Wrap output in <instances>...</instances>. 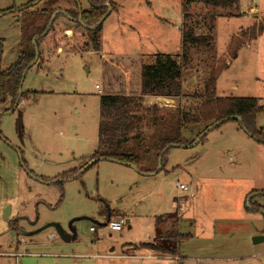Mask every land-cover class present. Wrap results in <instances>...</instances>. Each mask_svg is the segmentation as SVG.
<instances>
[{"label": "rangeland", "instance_id": "obj_1", "mask_svg": "<svg viewBox=\"0 0 264 264\" xmlns=\"http://www.w3.org/2000/svg\"><path fill=\"white\" fill-rule=\"evenodd\" d=\"M28 1L0 0L4 67L28 45L29 32L22 12L2 11ZM115 2L117 9L103 23L98 48L76 22L60 16L49 23L45 34L56 25L66 39L52 51L40 40L41 59L23 82L24 91L38 93L21 99L14 112H9L10 100L0 99V264L76 260L85 264H264V241H253L263 234L264 214L245 209L252 195L248 194L264 189V142L251 137L236 120L209 131L201 144L171 147L164 157L165 169L154 176H143L139 169L117 161L100 160L77 177L60 178L89 162L96 149L104 91L140 95L143 63L152 62L157 53L183 60L186 21L205 33L211 17H216L212 47L193 48L183 66V94L195 103L218 59L229 57L232 36L254 23L249 17L252 9L264 12V0H240L232 9L200 3L190 7L188 17H184L183 0ZM80 3L89 6L88 0ZM244 41L221 74L216 93L264 100V31L257 38L247 35ZM154 103L165 115L178 106L169 101ZM256 124L264 127V113L257 116ZM183 135L191 140L195 134L188 130ZM180 184L189 190H180ZM254 200L264 205V196ZM107 208L113 218H124L123 230L107 227V217L101 213ZM159 217L178 218L180 232L191 234L179 241L178 260L126 257L134 252L148 255L138 250L140 244L152 241L170 225ZM95 239L100 242L98 249L93 247ZM129 245L134 248L124 254ZM109 246L115 247L112 256H86L103 249L109 252ZM16 251L39 256L17 257Z\"/></svg>", "mask_w": 264, "mask_h": 264}, {"label": "trees", "instance_id": "obj_2", "mask_svg": "<svg viewBox=\"0 0 264 264\" xmlns=\"http://www.w3.org/2000/svg\"><path fill=\"white\" fill-rule=\"evenodd\" d=\"M239 1L183 0L184 17H188L190 7L196 4L203 3L208 6L232 9L239 4ZM88 3L89 6L83 8L80 0H29L20 7L13 6L2 11V14L22 12L25 15L24 20L29 32L26 34L28 45L8 67L3 66L5 39L0 37V99L3 101L10 100V109L15 106L18 99L21 100L29 94L38 93L37 91H24L22 83L24 72L36 57L33 38L38 36L36 39L38 48H40V40H44L45 47L50 51L57 50L59 46L65 43L66 36L56 25L50 26L48 32L42 35L49 23H54L58 17L64 16L68 20L76 22L79 27H84V34H88L95 47H99L100 32L104 22L94 30L90 27L97 26L106 15L109 7L114 11L117 9V5L115 0H88ZM54 14L55 18L52 20ZM80 20L86 26H83ZM215 20V16L211 17L205 33L198 32V25L192 26L188 21L183 24L181 54L183 60L180 61L179 58L168 53H157L152 62L143 63L140 72V95L110 92L101 95L98 145L92 153V163L83 171L103 160L102 157H112L135 164L142 172L151 173L157 168L159 155L166 146L171 143L192 144L214 123L221 120H224L223 123L236 120L232 118L225 120L231 116H240L241 124L246 128L247 133L256 140L264 142V127H258L256 124L257 116L264 113V104H261L258 98L217 96L218 80L228 66L226 57H220L217 64L211 69L203 93L195 95V98H199L198 101L194 103L189 101L191 100L190 97L186 95L184 97L182 85L184 63L189 60L193 48L212 47L215 42L213 35ZM263 23L254 24L249 29L242 30L238 35H233L228 44L229 55L236 58L241 46L247 43L244 41L246 36L250 35L252 38H256L264 30ZM41 56L42 53L39 52V59ZM148 96L170 99L184 98L185 100L178 104L175 111L165 115L162 113V107L159 104L146 105ZM147 126H149L148 129H146ZM188 130L195 134L191 140L183 135V132ZM206 137L207 135L202 137L198 144L203 143ZM169 149L164 153L161 171L165 169L164 157ZM20 152L22 154V151ZM21 161L27 167L23 157ZM81 170L68 171L60 178L73 177ZM42 179L46 180L45 178ZM250 194H252L249 200L250 207L245 206V209L247 211H261L264 214V205H260L254 200L257 196H264V189L252 190L248 196ZM101 213L107 217V220L109 217L110 219L113 217L110 208L103 209ZM159 218L167 223L170 222V225L168 224L167 229L162 234L157 233L152 241L141 243L138 250H147L161 257L179 256V241L191 237V234L180 232L178 218ZM262 233L264 234V231Z\"/></svg>", "mask_w": 264, "mask_h": 264}, {"label": "crops", "instance_id": "obj_3", "mask_svg": "<svg viewBox=\"0 0 264 264\" xmlns=\"http://www.w3.org/2000/svg\"><path fill=\"white\" fill-rule=\"evenodd\" d=\"M253 12H256L257 13V15H253ZM263 15V16H262ZM250 18H252V19H255V21H254V23L253 24H250L249 26H247L246 28H243L242 30H247V29H249L252 25H254V24H258L259 22L261 23V20L263 21L264 20V12L263 13H260V12H258V10L257 9H255V8H253L252 9V13H251V15L249 16ZM264 31V30H263ZM241 32V31H240ZM240 32H238L237 34H235V35H238ZM260 34H258L257 36H256V38L259 36ZM247 37V36H246ZM228 58L226 57V63L229 65V62L231 61V56L228 54ZM223 57V56H222ZM96 87H97V85H96ZM98 89H101V88H98ZM104 93H106L105 91H104ZM217 96H223V95H217ZM226 96V95H225ZM230 96H234V95H230ZM255 97V96H254ZM256 98H258L259 99V101H260V103L261 104H264V100L262 99V98H260V97H256ZM149 99V101L150 102H158V103H162V102H164V101H169L170 103H173V104H175V105H178L181 101H177L176 99H170V98H163V97H150V96H148L147 98H146V100H148ZM24 100V99H23ZM183 101V100H182ZM23 102V101H22ZM21 101H20V103H19V105L22 103ZM18 105V106H19ZM97 145H98V143H97ZM96 145V146H97ZM91 157H92V155H91ZM91 157H90V160H89V162H87V163H85V165L84 166H80V167H76V168H74V169H82V170H84L85 168H87L88 167V165L93 161V160H91ZM158 174V173H157ZM142 175L143 176H154V175H156V174H154V175H152V174H147V173H145V172H142ZM175 205H176V202H175ZM129 222H130V220H129ZM112 231V230H111ZM96 232V231H95ZM115 232H119V231H115ZM156 233V232H155ZM51 237H53V234H51ZM57 238V237H56ZM72 241V240H71ZM70 241V242H71ZM95 241H97L96 239L93 241V247L94 248H96V249H98V248H100L101 246H100V243H99V246H95ZM35 244V243H34ZM136 246V245H135ZM134 248V246L133 245H129L128 247H126V249L124 250V254L126 253V250H128V248ZM28 248V247H27ZM103 251L104 252H97V253H93V254H88V255H86L87 257H92V258H94V259H96V258H102V257H107V256H112L113 255V252L115 251V247H110L109 246V252L110 253H112L111 255H108V254H110L109 252H107L106 251V249L104 250L103 249ZM141 251L142 252H148V255H145V254H140L141 252H132L133 254L132 255H129V254H127L126 253V257H132V258H137V259H143V257H146V256H149V255H152V258H150V259H153V258H155V259H157L158 257H161V256H156V255H154L152 252H150V251H147V250H142L141 249ZM34 253V255H37V256H39V254H37L36 252H21V251H16L14 254L17 256V257H19V256H21L22 254L23 255H25V254H33ZM47 254H49V256H52V257H54V256H56V255H58V254H52V253H47ZM42 255V254H41ZM44 255H46V254H44ZM43 255V256H44ZM98 255V256H97ZM77 256L78 257H84L83 256V254H77ZM65 258V257H64ZM165 258H168V256L167 257H165ZM169 258H175L176 260H178V257H169ZM87 261H72V264H85ZM89 262V261H88Z\"/></svg>", "mask_w": 264, "mask_h": 264}, {"label": "water", "instance_id": "obj_4", "mask_svg": "<svg viewBox=\"0 0 264 264\" xmlns=\"http://www.w3.org/2000/svg\"><path fill=\"white\" fill-rule=\"evenodd\" d=\"M111 12H112V8L109 7V9H108L106 15H105V16L99 21L98 25H97V26H94V27H90V29H93V30L96 29L100 24H102V23L104 22V20L106 19V17H107ZM54 18H55V14L52 16V20H53ZM80 23H82L83 26H86V25L83 23L82 20H80ZM45 32H46V31H45ZM45 32H44L42 35H44ZM37 37H38V36H35V37L33 38V43H34V45H35L36 57H35V59L32 61V63L27 67L26 71L24 72V74H23V82H24L25 77H26V75H27V71L30 69L31 66L35 65L36 62H37L38 59H39V48H38V46H37V44H36V39H37ZM23 82H22V83H23ZM19 103H20V99H18V101L16 102L15 106H14V107L12 108V110L9 111V112H14V111L17 109ZM230 118H232V119H236V120H238L240 123H242V119H241L240 116H231V117H227L225 120H229ZM223 122H224V120H221V121H218V122L214 123V124L211 125L210 127H208V129L205 130V131L200 135V137L197 138L196 141H195L194 143H192V144H186V145H183V144H180V143H171V144H169L168 146H166V147L161 151V153H160V155H159L157 168H156L153 172H151V173H147V174H152V175H154V174H157V173H159V172L161 171V169H162L163 156H164V153H165V151H166L167 149H169V148H171V147H174V146H183V147H185V148L196 146V145H198V143L200 142V140H201L202 137H204L205 135H207L209 131H211L212 129H214V128L217 127L218 125L222 124ZM241 125H242V124H241ZM242 127H243L244 130H246V128H245L244 126H242ZM246 131H247V130H246ZM0 135H1V133H0ZM102 159H103V160L117 161V162L123 163L124 165H128V166H131V167H133V168H135V169H138V167H137L135 164L128 163V162H123V161L117 160V159L112 158V157H102ZM81 172H83V171H81ZM29 174H30L31 176H33L34 178H36V179L43 180L42 178H39V177H37V176L32 175L31 172H30ZM75 176H76V175H75ZM75 176H74V177H75ZM76 177H77V176H76ZM251 197H252V195H251V196L249 197V199L247 200V202H248V206H249V207H250L249 200H250ZM7 210H8L7 212L9 213V207H8ZM8 213H7V214H8ZM7 214H6V217L8 216ZM108 219H110V217H109ZM127 222L129 223V220H127ZM253 241H254L255 244L260 243V242H263V241H264V234H261V235L255 236V237L253 238ZM179 264H184V262H180Z\"/></svg>", "mask_w": 264, "mask_h": 264}, {"label": "built area", "instance_id": "obj_5", "mask_svg": "<svg viewBox=\"0 0 264 264\" xmlns=\"http://www.w3.org/2000/svg\"><path fill=\"white\" fill-rule=\"evenodd\" d=\"M97 88H100L98 85H97ZM179 189L180 190H189V187L185 184H180L179 185ZM192 196H195L194 194ZM177 204V203H176ZM125 224V220L123 217H116V218H111L107 221L106 225L107 227L112 230V231H121L123 230V225ZM90 230L95 232L96 231V227L95 226H91L90 227ZM99 241H95V246H99ZM98 256V255H97ZM144 259H150L152 258V255H149V256H146V257H143Z\"/></svg>", "mask_w": 264, "mask_h": 264}]
</instances>
